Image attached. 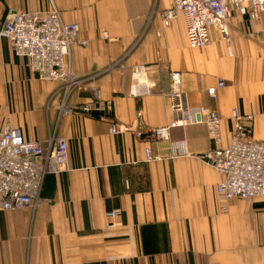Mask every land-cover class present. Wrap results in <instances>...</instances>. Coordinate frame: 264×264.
<instances>
[{
	"label": "crops",
	"instance_id": "0c3cea01",
	"mask_svg": "<svg viewBox=\"0 0 264 264\" xmlns=\"http://www.w3.org/2000/svg\"><path fill=\"white\" fill-rule=\"evenodd\" d=\"M172 2L0 0V20L56 9L86 42L65 58L83 80L66 97L0 39V132L17 127L42 145L63 137L69 166L45 177L37 206L0 212V264H264V195L218 194L223 176L203 158L216 147L204 125L173 128L166 140L154 133L178 118L169 94L179 71L188 104L220 114L224 147L233 111L252 115L254 138L264 141V13L255 21L232 13L230 46L211 30V43L196 50L182 15L164 25ZM135 66L146 68L138 81ZM220 79L226 86L211 98ZM137 82L147 94L131 95ZM90 102L105 111L84 112ZM110 121L121 131L110 134Z\"/></svg>",
	"mask_w": 264,
	"mask_h": 264
},
{
	"label": "built area",
	"instance_id": "2783aa9c",
	"mask_svg": "<svg viewBox=\"0 0 264 264\" xmlns=\"http://www.w3.org/2000/svg\"><path fill=\"white\" fill-rule=\"evenodd\" d=\"M258 20L264 13V0H173L172 6L161 12L166 27H170L178 16L185 20L186 36L191 49H204L211 43V30L219 32L230 46L229 20L232 13ZM7 39L15 54L28 58L31 70L43 81L61 84L66 97L83 83L68 66L65 58L73 44L86 45L80 39L77 23H64L58 10L47 12H9L0 20V39ZM146 68L135 66L133 79L138 81ZM170 104L178 114L169 126L158 128L155 135L166 140L173 128L204 125L215 149L203 156L223 180L217 185L218 194L227 200H252L264 195V141L254 138V117L233 111L235 121L231 142L222 145V118L213 109L193 108L188 104L183 90V74L171 73ZM226 86L223 79L217 88L208 94L216 98L217 90ZM148 88L139 82L133 85L131 95L140 97ZM71 108L69 109V111ZM64 111H68L66 108ZM83 111L104 112V106L90 102ZM100 120H106L101 116ZM121 127L110 121V134H117ZM146 159H154L149 148ZM69 169L68 143L63 137L50 138L45 145L28 141L17 127H7L0 132V212L35 207L40 202V193L45 177ZM119 212L107 214L114 219Z\"/></svg>",
	"mask_w": 264,
	"mask_h": 264
},
{
	"label": "bare ground",
	"instance_id": "6f19581e",
	"mask_svg": "<svg viewBox=\"0 0 264 264\" xmlns=\"http://www.w3.org/2000/svg\"><path fill=\"white\" fill-rule=\"evenodd\" d=\"M181 17V16H180ZM252 21V20H251ZM65 23V22H64ZM260 198V197H259Z\"/></svg>",
	"mask_w": 264,
	"mask_h": 264
}]
</instances>
